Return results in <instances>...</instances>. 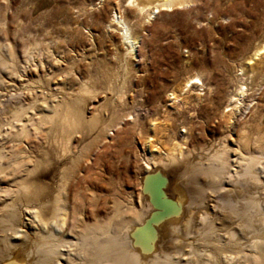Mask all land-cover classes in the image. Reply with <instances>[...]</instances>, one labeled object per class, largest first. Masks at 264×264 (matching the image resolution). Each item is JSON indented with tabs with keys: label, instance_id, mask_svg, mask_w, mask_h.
<instances>
[{
	"label": "rangeland",
	"instance_id": "1",
	"mask_svg": "<svg viewBox=\"0 0 264 264\" xmlns=\"http://www.w3.org/2000/svg\"><path fill=\"white\" fill-rule=\"evenodd\" d=\"M119 3L0 0L4 42L8 39L21 65H28L27 78L31 81V86L23 89L4 86V101L7 103L9 95L14 94L25 105L34 101L35 112L46 114L45 103L53 105L65 95L66 101L74 102L79 116L70 153H63L54 136L46 132L50 123L42 126L44 132L36 133L35 127L30 126L27 135L11 133L4 141L2 162L7 174L0 187L14 190L16 180L28 181L31 186L25 191H40L42 199H48L45 204L50 211L56 204L54 197L59 196V204L69 216L74 213L80 218L81 213L79 220L91 224L92 214L102 219L109 217L115 201L124 205L130 199L137 207L148 203L146 197L154 191L153 185H146L149 177L161 180L164 196L170 202L187 207L198 188L193 178L176 172L174 167L147 170L145 165L152 167L147 156L158 158L168 148L170 138L178 142L184 139L189 148H200L221 138L225 131H232L236 137L232 127L225 130L220 126V111L228 104L226 90L239 78L250 87L256 78L250 67L262 76L264 83V63L255 64L261 58L253 57L255 60L248 64L254 51L264 45V0H186L150 20L136 18V13L124 6V0ZM115 13L126 19L136 38L131 57L125 56L126 47L110 23ZM33 42L40 51L24 64L21 50L24 44ZM7 72L4 68L5 85L10 79ZM194 77L203 83L194 88L202 94L200 105L195 103L194 90L186 93V81ZM54 80H58L60 91L54 90ZM83 86L90 93L81 95ZM207 87L211 88L210 98L221 88L220 100L210 101L205 95ZM8 106L4 104V115L0 114L4 123L13 117ZM249 117L242 119L245 123L241 127L255 129L258 118ZM134 118L145 136L153 135L152 121L160 128L167 126V135L162 138L164 147L159 145L155 148L160 149L154 151L145 143L137 135ZM199 177L198 183L209 182ZM160 231L163 237L167 236L166 231ZM27 240L24 245L16 240L10 249L4 245L0 261L18 250L24 255L25 250L21 249L30 246L32 239ZM188 252V256L194 254ZM20 261L9 259L4 263Z\"/></svg>",
	"mask_w": 264,
	"mask_h": 264
},
{
	"label": "bare ground",
	"instance_id": "2",
	"mask_svg": "<svg viewBox=\"0 0 264 264\" xmlns=\"http://www.w3.org/2000/svg\"><path fill=\"white\" fill-rule=\"evenodd\" d=\"M115 1L120 4V0ZM124 3L125 7L136 13V18L150 20L161 11H169L175 5L186 3V0H124ZM110 23L126 47L125 56L131 57L136 38L126 19L115 13ZM37 46L34 42L24 44L21 50L24 64L40 51ZM263 54L264 45L254 51L248 64L255 60L253 57L261 58L255 64L264 63ZM21 64L9 40L5 39L4 42V19H1L0 114L4 115V104H8L13 117L5 120V123L0 118V182L7 174L2 161L4 141L9 139L11 133L24 136L30 133V126L35 127L36 133L44 132L42 126L50 123L46 132L54 136L63 153H70L69 145L79 124L75 104L66 101L63 98L65 95L53 105L45 103L46 114L35 112L34 101L25 105L14 94L9 95L7 103L4 101V86H18V89L31 86L30 78H27L28 65ZM4 68L10 78L6 85ZM250 73L256 76L254 82L250 83V87L242 78L233 83L224 95L228 104L220 111V126L225 130L232 127L236 137H233L232 131H225L221 138L213 139L200 148H189L186 140L178 142L168 135V148L160 152L156 159L147 156V161L152 164V167L145 165L147 170L174 167L176 172L193 178L198 188L187 207L170 202L164 196L161 180L149 177L145 180L146 185H153L154 191L146 197L148 203H141L137 207L130 199L124 205L115 201L109 217L102 219L92 214L94 222L91 224L80 221L81 213L78 215L80 218L74 213L69 216L59 204V196L54 197L56 204L50 211L45 204L48 199H42L40 191L28 193L30 189L25 190L31 184L16 180L14 190L0 187V254L4 252V245L5 249H10L16 240L20 239V244L24 245L31 238L30 246H26L29 248L21 249L25 250L24 255L18 250L9 253L6 260H21L20 264H25L23 259L27 264H264V126L260 127L264 124V106H261L264 105V83L261 82L262 76L251 67ZM15 81L20 83L16 84ZM57 83L58 80H54L52 85L56 87L54 90L60 91ZM202 86L197 77L190 78L186 81V93ZM210 89L207 87L205 92L207 97L211 94ZM220 90L218 88V92L209 97L210 101L220 100ZM199 91H195L193 97L197 105L202 100ZM79 93L82 95L90 91L83 86ZM119 97L121 99L123 96ZM9 100L15 101L14 104ZM2 115L0 117L4 118ZM246 115L258 118L255 129L241 127ZM133 121L134 127H138L137 119ZM151 123L152 136H145L139 127L136 129L137 135L154 151H158L160 147H155H164L162 138L167 135L168 128L165 125L160 128L153 121ZM192 159L197 161L193 163ZM199 176L209 182L198 183ZM160 229L166 231L167 236L163 237ZM189 250L194 253L192 256H188ZM197 253L199 258L195 255ZM187 257L192 259L188 260ZM5 261L3 257L0 264Z\"/></svg>",
	"mask_w": 264,
	"mask_h": 264
}]
</instances>
